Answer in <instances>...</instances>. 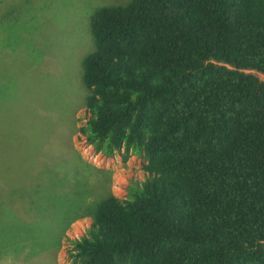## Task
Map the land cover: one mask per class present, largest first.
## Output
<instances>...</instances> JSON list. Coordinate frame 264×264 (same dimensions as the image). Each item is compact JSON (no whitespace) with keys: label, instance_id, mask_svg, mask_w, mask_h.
<instances>
[{"label":"trees","instance_id":"1","mask_svg":"<svg viewBox=\"0 0 264 264\" xmlns=\"http://www.w3.org/2000/svg\"><path fill=\"white\" fill-rule=\"evenodd\" d=\"M89 30L78 132L105 157H140L145 178L86 205L74 157L8 200L36 215L81 201L93 222L71 264H264V82L251 73L264 74V0H128L95 8Z\"/></svg>","mask_w":264,"mask_h":264},{"label":"rangeland","instance_id":"2","mask_svg":"<svg viewBox=\"0 0 264 264\" xmlns=\"http://www.w3.org/2000/svg\"><path fill=\"white\" fill-rule=\"evenodd\" d=\"M127 1L0 0V264H71V241L93 222L80 200L38 215L22 210L16 196L8 200L11 186L27 176L36 179V168L44 178L48 171L62 177L64 169L78 166L86 181L78 198L86 205L100 197L96 188L108 186L125 198L128 186L145 178L140 157L123 162L122 150L105 157L78 132L90 116L81 79L82 61L93 51L90 15L99 6ZM251 73L264 82V74Z\"/></svg>","mask_w":264,"mask_h":264},{"label":"crops","instance_id":"3","mask_svg":"<svg viewBox=\"0 0 264 264\" xmlns=\"http://www.w3.org/2000/svg\"><path fill=\"white\" fill-rule=\"evenodd\" d=\"M143 174H144V172H143Z\"/></svg>","mask_w":264,"mask_h":264}]
</instances>
